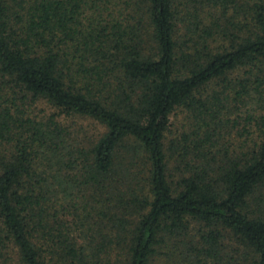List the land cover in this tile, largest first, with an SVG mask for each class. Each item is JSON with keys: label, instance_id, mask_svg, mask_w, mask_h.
<instances>
[{"label": "trees", "instance_id": "16d2710c", "mask_svg": "<svg viewBox=\"0 0 264 264\" xmlns=\"http://www.w3.org/2000/svg\"><path fill=\"white\" fill-rule=\"evenodd\" d=\"M177 3L0 0V264H264V108L252 150L215 151L229 102L264 96V0ZM178 107L193 138L172 171ZM58 114L105 131L80 144Z\"/></svg>", "mask_w": 264, "mask_h": 264}, {"label": "rangeland", "instance_id": "374dc122", "mask_svg": "<svg viewBox=\"0 0 264 264\" xmlns=\"http://www.w3.org/2000/svg\"><path fill=\"white\" fill-rule=\"evenodd\" d=\"M181 3V4H179ZM183 3L185 4V0H178V5L180 9H183ZM205 12V11H204ZM206 15V12L204 13ZM182 23L179 24V33L178 38L182 39V34L184 32L182 28ZM217 44V43H215ZM243 76V70H235L234 72L228 74V78L231 80L236 79L237 77ZM264 89V84H263ZM222 90L221 82L214 81L210 83L204 92V96L211 94L213 91ZM264 96L262 99H259L257 95H250L244 99L243 104L239 107L235 108L234 103H230V109L232 110V115L230 118H233L237 121L234 126H231L232 123H228L223 126L220 131V138L217 135L215 138L218 140L215 151H218V159L222 158L224 151L227 149L228 152H248L254 148L256 143L260 141L258 132L253 131V127H248L250 130L249 135L240 134V130L244 123V117L249 112H256V114L262 113L264 108ZM232 106V107H231ZM29 107L30 111L33 115H35L38 119H46L49 115L58 113V111L50 106L46 101L38 99L34 103H24V108ZM59 123L63 128L72 136V139L76 140L78 143L83 145H88L92 140H96L99 136H101L105 128L95 120L79 116V115H71L65 116L64 114H58L56 116ZM194 127V120L191 113L183 108H176L170 115L169 118V127L165 133L164 139V148L166 154L169 158V168L174 171V167L178 164L176 157L178 153H181L182 147L185 143H188L193 136L191 135L188 142L183 141V137L185 135H190L191 131ZM59 203L67 204L69 203L67 198H64L62 194H59ZM58 202V201H56ZM190 232L192 234H196V229L198 228V224L191 223ZM12 251V250H11ZM163 261L158 260L155 264H162Z\"/></svg>", "mask_w": 264, "mask_h": 264}]
</instances>
